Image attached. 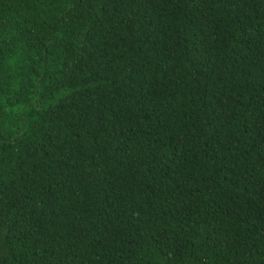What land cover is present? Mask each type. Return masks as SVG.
<instances>
[{
    "label": "trees",
    "instance_id": "obj_1",
    "mask_svg": "<svg viewBox=\"0 0 264 264\" xmlns=\"http://www.w3.org/2000/svg\"><path fill=\"white\" fill-rule=\"evenodd\" d=\"M0 264H264V0H0Z\"/></svg>",
    "mask_w": 264,
    "mask_h": 264
}]
</instances>
